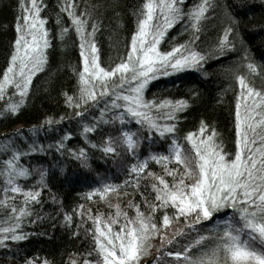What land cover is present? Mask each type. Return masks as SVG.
Returning <instances> with one entry per match:
<instances>
[{
    "label": "trees",
    "instance_id": "obj_1",
    "mask_svg": "<svg viewBox=\"0 0 264 264\" xmlns=\"http://www.w3.org/2000/svg\"><path fill=\"white\" fill-rule=\"evenodd\" d=\"M171 0H37L40 7L39 18L46 21L44 28L49 33V47L43 49L47 63L42 72L34 75L32 83L23 98L17 83L23 82L19 75L21 62L18 60L14 73H10L12 83L4 84L3 74L10 65L11 55L15 53V39L20 35L16 25L25 23L24 6H30V0H0V84L4 91L0 94V227H11L15 218L19 217V209L32 214L22 220L23 232L28 233L25 241H11L7 248H0V264H25V258L34 264H98L100 256L95 243L97 221L106 230V224L116 218L119 210L122 215L118 223L112 225L113 232H121L125 223L123 213L130 220L136 216V208L146 216L151 214L148 205H154L155 192L153 184L159 187L157 177L163 176L171 186L172 177L166 175L164 166L149 161V167L137 178L129 175L132 164L138 160L148 159L151 155H168L171 140L178 139L185 147L190 145L183 139L189 132H198L201 122L209 125L210 131L218 134L216 142L223 145L227 156L234 158L237 150L239 130L236 128L237 104L243 117L245 106L260 97H241L239 77H245L247 88L264 96V0H210L212 7L199 20L193 19L197 6L203 0H182L177 4L181 9L182 19L168 29L159 45L162 53L173 47L186 45L192 51L212 58L200 68L186 69L180 73L162 77L149 84L145 91L146 100L162 102L170 100L175 103L184 100L189 107L177 113L175 121L178 132L175 137L139 131L135 122L121 125L115 116L119 110L105 108V100L89 103L86 107L73 109L65 101V94L78 95L83 87L79 81V72L83 70L80 56V36L75 32L71 17L64 11L65 7L78 17L88 22L87 32L91 33V25L97 27L94 42L99 49L101 66L108 69L126 59L131 48V39L138 30V24L147 13L146 5L154 6L152 25H162L166 16L170 17L164 4ZM225 5L229 7H225ZM231 22L237 23L236 35H229L235 49L229 45L221 51L225 31ZM67 29V31H64ZM26 38L30 41L31 36ZM91 39V38H90ZM23 56V52L20 53ZM30 55H35L31 54ZM28 68L32 61L26 60ZM248 63L256 65V71L248 69ZM109 82L108 91L116 89L118 80ZM97 93L101 87L97 84ZM122 94H128L127 88ZM111 98H114L112 96ZM122 103V101H121ZM19 104V110L12 113L10 105ZM83 112L78 117L76 112ZM170 109H153L149 111L157 123L165 122L161 117ZM264 106L256 108L252 119L245 126L249 139H255L252 147L261 146L260 137L264 136ZM53 121L52 125L46 123ZM105 120L109 122L104 123ZM96 126L93 133L84 134L83 126ZM21 126L20 128H17ZM136 132L142 141L134 156L126 150L123 132ZM65 146L71 151L84 149L87 154V167L81 160L58 151L57 144L65 135ZM150 137L144 139V137ZM111 137L115 153L105 154L103 147ZM96 145V147H92ZM51 146V147H49ZM18 157V159H13ZM12 161L16 168L29 169L27 177L11 176L12 168L7 163ZM183 168L175 162L167 168ZM45 173L41 182L40 173ZM151 173V175H149ZM178 173V175L180 174ZM129 183L125 184V181ZM187 182V181H186ZM107 185H115L114 190L105 192ZM12 186H19L22 191L11 192ZM24 191H40L38 203L31 201L25 204ZM17 211L13 212L12 209ZM233 209L222 210L212 221L202 222L200 232L210 241L216 234L209 230L216 220L233 214ZM168 210V215L172 216ZM163 213L158 209L154 214V222L158 231L149 234L147 240L148 255L143 261L147 264H177L174 257H168V251H175L180 246L188 245L189 240L180 239L174 248L167 244V239L180 230H185V221H174L168 228L162 227ZM71 216L72 219L66 220ZM91 216L92 219H88ZM238 219V217H237ZM192 237L196 233H191ZM164 240L162 244L161 241ZM247 239V235L244 236ZM119 241H116L118 243ZM214 243L203 247H192L193 258L208 254ZM159 257V260H157Z\"/></svg>",
    "mask_w": 264,
    "mask_h": 264
},
{
    "label": "snow or ice",
    "instance_id": "obj_2",
    "mask_svg": "<svg viewBox=\"0 0 264 264\" xmlns=\"http://www.w3.org/2000/svg\"><path fill=\"white\" fill-rule=\"evenodd\" d=\"M181 2L182 0H171L170 3L164 4L171 18L166 16L162 25H152L154 6L152 3L147 4L146 16L139 22L138 30L131 39V48L126 59L108 69L101 66L99 49L94 42L97 27L91 25L92 31L88 33V22L76 16L70 10L71 6L65 7L64 11L72 18L71 24L80 36L79 48L83 60V70L78 74L83 87L79 89L78 95L65 94L66 103L73 109H80L89 103H99L101 98L109 97L110 102L105 100V108L119 110L115 120L121 125L135 122L140 126L139 131L155 133L160 137H166L168 134L175 137L178 132L175 123L177 113L185 111L189 105L184 100L175 103L170 100L159 103L155 100L149 101L145 99V91L153 81L186 69L200 68L212 58L211 54L206 56L201 52L192 51L186 45L173 47L164 53L159 51V45L167 30L174 27L177 20L183 18L181 9L177 7ZM209 7H212L210 0H203L197 6L193 19L199 20ZM225 7L229 6L225 5ZM24 12L22 20L25 23L16 25V31L20 34L15 39L16 54L11 55L10 65L3 74L4 84L12 83L9 74L14 73L17 61L21 62L19 75L23 78V82L16 84V87L21 89V98L31 85L34 75L44 70L47 60L42 50L50 46L49 33L44 28L46 21L39 18L40 7L37 5V0H30V6H24ZM231 21L232 17H230V27L225 31L224 41L221 42V51L229 45L235 49V44L229 39V35H236L237 23ZM27 35L31 36L30 41L26 38ZM21 52L23 56L20 55ZM26 60L32 61L27 73L24 71L28 68ZM247 67L252 72L256 71L254 63H248ZM261 67L264 68V65ZM113 78L118 80V84L116 89L109 93V82L115 83ZM4 84H0V94L4 91ZM97 84L102 89L99 93L94 90ZM239 84L241 97L258 96L260 99L259 101L253 99L251 105L245 106L243 117L240 104L236 106V128L239 130L237 133L239 139L237 150L233 154L234 158L227 156L223 151V145L216 142L218 134L210 131L206 122H201L198 132H189L183 137L190 148H185L178 139L173 138L168 155H151L148 159L138 160L137 163L132 164L129 175H135L137 178L149 167L150 160L162 164L166 175L172 177V184L170 186L163 176L157 177L159 187L153 184L152 188L155 192L154 199L158 203L148 205L151 214L146 216L137 207L135 219L130 220L127 213H123L125 223L121 232L112 231V225L118 223L122 215L119 210L116 212V218L106 224V230L101 228L97 221L95 232L98 234L94 239L98 255L101 257L98 264H140L142 257L149 254L146 243L149 234L158 231L157 223L154 222V214L158 209L163 213L162 227L165 229L174 221L180 219L185 221L186 231L183 229L177 231L166 241L174 248L179 244L177 237L190 241L188 245L166 253L168 257H174L177 264H264V136L260 137L261 146L254 149L252 145L256 141L249 139V134L245 131V126L252 127L247 123L252 119V113L256 108L264 106V96L247 88L244 76L239 77ZM125 88L128 94H122ZM112 96L114 98H111ZM19 107V104L10 105L9 110L16 113ZM153 109H170L161 119L171 123H157L148 114ZM76 115L83 117L84 113L77 111ZM108 122V120L104 121L105 124ZM46 123L52 125L53 121L49 119ZM261 123H264V119ZM82 130L86 135L97 129L96 126L86 124ZM123 138L126 150L135 156L142 142L137 133L125 131ZM149 138L144 137V139ZM68 139H71L70 135L66 134L62 137L56 146L57 150L67 152L68 155L81 160L87 167V154L84 149L76 151L67 149L64 141ZM102 150L105 154L116 152L111 137ZM173 162L182 166V173L179 168L174 167L171 170L167 168V165ZM7 163L12 168L9 173V184L13 183L12 175L17 177L29 175V169L16 168L11 160ZM44 176L45 173L42 171L41 182ZM127 183L129 181L126 180L125 184ZM115 187V185H107L105 192L114 190ZM21 191L19 186L11 187L12 193ZM40 195V191H24L25 204L27 205L29 201L38 203ZM225 209H233V214L228 216L224 212L225 218L216 220L213 228L209 230L216 235L210 241L209 237L200 232L199 227L202 226V222L212 221ZM168 210L172 211V216L168 215ZM12 211L16 212L17 209L13 208ZM31 214L23 208L19 209V217L15 218L13 226L0 227V248H7L11 241L20 242L28 238V233L23 232L22 220ZM71 219V216L66 217V220ZM88 219L92 217L89 216ZM193 232L196 233L195 237L191 236ZM245 235L247 239H244ZM210 242L214 243L210 258L208 254L196 258L190 255L192 247H203ZM161 243H164L163 239ZM25 264H34V261L25 258ZM44 264L48 262L45 261ZM84 264L91 262L85 260Z\"/></svg>",
    "mask_w": 264,
    "mask_h": 264
},
{
    "label": "rangeland",
    "instance_id": "obj_3",
    "mask_svg": "<svg viewBox=\"0 0 264 264\" xmlns=\"http://www.w3.org/2000/svg\"><path fill=\"white\" fill-rule=\"evenodd\" d=\"M159 51H160V49H159ZM21 126H18L17 128H20ZM148 260V259H147ZM147 260H145V261H147ZM145 261H143V264H145Z\"/></svg>",
    "mask_w": 264,
    "mask_h": 264
},
{
    "label": "water",
    "instance_id": "obj_4",
    "mask_svg": "<svg viewBox=\"0 0 264 264\" xmlns=\"http://www.w3.org/2000/svg\"><path fill=\"white\" fill-rule=\"evenodd\" d=\"M150 259H148L147 261H145V264H147V262L149 261Z\"/></svg>",
    "mask_w": 264,
    "mask_h": 264
}]
</instances>
